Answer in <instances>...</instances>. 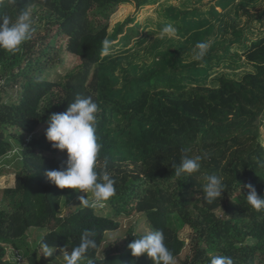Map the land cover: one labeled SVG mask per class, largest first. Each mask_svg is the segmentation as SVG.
I'll list each match as a JSON object with an SVG mask.
<instances>
[{
	"label": "trees",
	"instance_id": "obj_1",
	"mask_svg": "<svg viewBox=\"0 0 264 264\" xmlns=\"http://www.w3.org/2000/svg\"><path fill=\"white\" fill-rule=\"evenodd\" d=\"M126 1L131 0L0 4V17L15 22L27 11L34 27L15 54L0 49L1 77L6 85L19 87L16 101H5L0 90V157L20 145L14 157L15 184L2 190L13 200L0 199V264H43L37 251L18 262L6 258L7 245H27L32 227L46 230L41 246L70 252L86 230L95 233L96 247L83 256L92 264H153L146 254L127 252L136 238L132 233L110 243L103 257L98 255L106 233L121 226L115 217L84 204L59 215L62 199L76 190L57 187L46 172L66 167V150L52 147L47 128L37 131L51 114L63 113L78 97L87 96L99 106L95 128L102 147L96 170L102 171L107 161L116 181V194L104 202L114 214L143 213L152 230L163 232L175 264H210L218 255L230 257L233 264H264V210L247 203L245 187L250 183L264 196V4L238 5L235 15L240 16V8L245 23L237 16L232 24L221 19L210 40L212 30L201 29L211 18L188 20L183 35L189 36L178 40L182 48L174 43L161 50L157 39L149 46L148 58L153 57L148 63L101 54L104 40H118L121 27L109 34V20ZM228 2L221 0L219 7ZM38 10L40 27L34 24ZM211 14L218 15V7ZM59 35L65 44L54 43ZM188 42L193 48L185 46ZM199 42H207L208 49L194 60ZM68 54L79 61L76 70L60 81L49 79ZM186 147L191 148L189 156L203 157L201 167L177 178L172 163H180ZM209 174L220 176L225 185L222 197L212 203L202 191ZM184 225L192 229L188 243L180 237Z\"/></svg>",
	"mask_w": 264,
	"mask_h": 264
},
{
	"label": "clouds",
	"instance_id": "obj_2",
	"mask_svg": "<svg viewBox=\"0 0 264 264\" xmlns=\"http://www.w3.org/2000/svg\"><path fill=\"white\" fill-rule=\"evenodd\" d=\"M14 2V0H10ZM4 0H0V4ZM0 49L8 53L15 54L20 50L21 45L28 41L33 32V21L29 12L20 13L15 22H10L7 17H0ZM176 30L172 25L163 27L160 38L174 37ZM109 40L102 42V55H110ZM208 49L207 42H199L193 50V59L200 60L206 54ZM99 111L98 104L91 96L77 98L72 102L63 113H53L50 116L49 124L46 129V138L52 142V147L61 151L66 150L67 159L64 162L66 167L61 170H48L46 176L57 187L70 188L86 193L80 197V200L88 207L102 206L116 194L115 179L107 169V161L104 162L103 170H96L97 157L102 145L98 142L96 135V119ZM191 148L181 149L180 163H172L174 175L191 176L199 171L200 161L203 157H191L188 153ZM248 194L247 203L256 211L264 210V196L257 194L252 184H247ZM204 198L208 203H212L222 197L225 191V185L220 176L209 174L204 176L202 186ZM91 193V200L88 194ZM95 233L86 230L81 237V243L65 254L66 264H79L81 258L89 249L96 247V241L93 238ZM43 243V240H42ZM45 257L52 255L54 249L50 250L46 243H43ZM134 257L146 254L153 264H175V258L172 252L164 243V234L161 230H151L138 237L128 246ZM89 264H92L89 261ZM210 264H233L230 257L213 256Z\"/></svg>",
	"mask_w": 264,
	"mask_h": 264
},
{
	"label": "rangeland",
	"instance_id": "obj_3",
	"mask_svg": "<svg viewBox=\"0 0 264 264\" xmlns=\"http://www.w3.org/2000/svg\"><path fill=\"white\" fill-rule=\"evenodd\" d=\"M220 1L221 0H145L141 1L139 4L136 0L122 2L115 9L113 14H111L109 20V34L114 33L117 27H121L118 40L110 44V52L112 54L126 56L127 58H125L128 61L132 60L136 62V60H139L138 62H140L145 59L150 63L153 56L151 55L148 58L151 51V47L149 46L155 42V40L161 39L160 33L164 26L172 25L176 30V34L174 37L166 36L161 39L162 44L160 49H165L167 46L174 43H177L180 48H182V44L179 43L178 40H184L189 36L187 34L183 35V30L188 20L211 18L210 23L201 29L202 31H204L205 28L210 29V31L212 30L211 34L208 35V40H210L214 38L215 33L218 31L217 27L221 19H230V23L232 24L234 21L236 22L234 16H237V20H241V25L245 23L247 17L242 14L240 8H238V14H240V16L235 15L238 5L253 4V6L258 5L257 7H260L264 4V0H229L228 5L222 9L219 7ZM212 7H218V15L212 16ZM171 9H173V12H171ZM41 13L42 12L38 10L34 14V24L37 27H40L43 22ZM61 41L65 44V40L59 35V37H55L54 43L57 44ZM185 46L192 47L191 42L185 43ZM135 55L139 56L137 57L138 59ZM126 59H123L124 63H126ZM78 63L79 61L74 55L68 54L62 63L56 65L52 69L48 78L53 81H60L66 73L76 70ZM1 73L0 70V90L5 92V94H3L5 101H16L19 87L16 84L12 86L11 83L6 85L5 80L1 77ZM48 124L49 122L43 124L41 128L38 129L37 133L39 134L41 131H44L48 127ZM262 130L264 133V127ZM30 138L31 135L28 136L27 140ZM19 150L20 145L15 144L10 153L0 157V199L5 198L6 203L11 202L13 199L5 196V194L3 195L2 190L11 188L15 184L14 160L17 159H14V157L16 155L15 152ZM62 155L65 159L67 158V152ZM81 196L86 198V193L77 190L69 196H65L62 199L63 204L59 210V215H64L71 209L83 205L84 203L80 200ZM91 198V193H89L88 199L91 200ZM94 208L97 213L113 218L115 217V219H118L121 223L118 230L106 233L105 241L101 245L98 254L100 257L105 255L110 243H120L129 233H132V235L136 237V240L138 237L152 230L143 213H137L133 216H127L126 214L116 215L113 209L104 203L102 206ZM221 211L222 209L216 210L218 214H220ZM191 230V227L187 225H184L180 230V237L184 239L186 243L189 241L188 238L191 234ZM45 231V229L30 228L28 230L27 245L23 246L22 249H15L11 245H7L6 258L11 259L13 262H18L24 259L30 252L37 251L39 259L43 264H66L65 254H70L68 248H49L50 250L54 249L52 255L47 257L43 255L44 247L40 245V238ZM127 252H131L129 247L127 248ZM86 262H89V260L82 257L79 264H85Z\"/></svg>",
	"mask_w": 264,
	"mask_h": 264
}]
</instances>
